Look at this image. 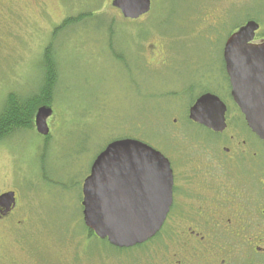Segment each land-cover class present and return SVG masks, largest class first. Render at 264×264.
Here are the masks:
<instances>
[{
  "label": "rangeland",
  "instance_id": "374dc122",
  "mask_svg": "<svg viewBox=\"0 0 264 264\" xmlns=\"http://www.w3.org/2000/svg\"><path fill=\"white\" fill-rule=\"evenodd\" d=\"M151 2L148 14L130 20L112 0H0V107L9 91L36 88L54 29L69 17L94 13L53 39L59 81L48 136L28 130L0 143V192L17 189L22 217L29 219L0 227V248H12L24 235L56 258L57 242L68 239L86 250L83 264H144L140 257L151 247L119 250L106 240L88 239L83 182L96 155L115 137L143 138L167 152L179 139L177 131L194 129L186 125L188 99L180 98V90L192 80L221 78L222 44L230 32L224 26L218 34L199 32L186 0ZM251 7L264 9V1ZM234 16L237 23L247 14ZM151 44L164 52V65L145 62Z\"/></svg>",
  "mask_w": 264,
  "mask_h": 264
},
{
  "label": "flooded vegetation",
  "instance_id": "af4514ba",
  "mask_svg": "<svg viewBox=\"0 0 264 264\" xmlns=\"http://www.w3.org/2000/svg\"><path fill=\"white\" fill-rule=\"evenodd\" d=\"M186 1L193 5L188 14L199 32L218 30V34L223 26L230 30L222 44L221 78L192 80L180 90V98L188 99L186 125L194 129L177 131L179 139L167 152L158 148L172 172V203L158 233L129 249L151 247L140 257L144 264H264V141L249 127L232 97L224 59L229 36L250 21L259 26L251 43L264 42V9L251 7L260 0ZM245 13L242 21L232 22L234 15ZM163 55L159 46L151 44L145 62L158 60L164 65ZM207 93L218 96L226 106L221 130L190 118V109ZM174 122L184 127L183 122ZM8 192H14L15 198L0 202V227L27 224L29 219L20 211L19 191H1L0 196ZM87 237L98 238L95 234ZM57 243L61 254L55 258L43 253L42 244L19 235L12 248L1 246L0 264H83L86 250L81 251L79 241Z\"/></svg>",
  "mask_w": 264,
  "mask_h": 264
},
{
  "label": "water",
  "instance_id": "95a60500",
  "mask_svg": "<svg viewBox=\"0 0 264 264\" xmlns=\"http://www.w3.org/2000/svg\"><path fill=\"white\" fill-rule=\"evenodd\" d=\"M126 19L136 20L151 11V0H113ZM250 21L229 36L224 47L231 94L249 127L264 141V42L252 44L258 29ZM226 106L211 93L190 109L195 122L221 130ZM50 106L35 115L39 134L50 133ZM173 178L165 155L135 138L111 141L94 159L82 186L83 219L100 239L118 248L142 244L158 233L172 203ZM14 192L0 196L12 201Z\"/></svg>",
  "mask_w": 264,
  "mask_h": 264
},
{
  "label": "trees",
  "instance_id": "16d2710c",
  "mask_svg": "<svg viewBox=\"0 0 264 264\" xmlns=\"http://www.w3.org/2000/svg\"><path fill=\"white\" fill-rule=\"evenodd\" d=\"M93 14H94L93 12H90L86 16L80 15L77 17H69L54 29L52 40L47 44V46L43 50V56H42L43 77L34 90L25 93L11 90L6 94L3 105L0 107V143L14 137L16 134L20 132L28 131V130L30 131L36 130L35 115L37 113V110L41 106L52 107V104L54 102L55 90L59 81L58 80L59 68L55 58V47H54L53 39H55V37L69 24H72L75 21H81L86 18L87 19L91 18ZM110 30H111L110 33L114 34L113 28H111ZM112 45L113 44L110 45V49L114 50ZM118 59L121 60L120 57H118ZM153 129H157L156 126H154L152 130ZM121 138L138 139L135 136L129 135L125 137H115L111 139V141ZM139 140L148 143V140H145L143 138H139ZM105 147H103L99 151V153ZM86 229L88 235L94 234L93 231L90 230L89 228L86 227ZM106 242L108 241L106 240ZM118 249L124 250L126 248H118Z\"/></svg>",
  "mask_w": 264,
  "mask_h": 264
}]
</instances>
